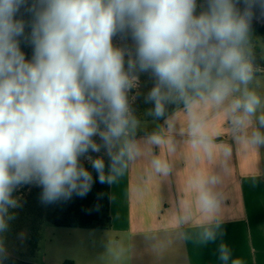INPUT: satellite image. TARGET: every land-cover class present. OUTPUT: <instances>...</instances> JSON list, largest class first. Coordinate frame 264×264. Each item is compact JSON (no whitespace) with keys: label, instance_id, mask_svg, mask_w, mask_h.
Masks as SVG:
<instances>
[{"label":"clouds","instance_id":"1","mask_svg":"<svg viewBox=\"0 0 264 264\" xmlns=\"http://www.w3.org/2000/svg\"><path fill=\"white\" fill-rule=\"evenodd\" d=\"M196 9L197 0H0V231L9 208L17 207L13 193L20 186L41 187L45 203L83 197L94 181L82 158L104 184L115 177L106 176L104 160L90 152L106 150L110 173L120 171L125 156L139 154L127 139L137 125L128 103L137 69L155 78L148 99L157 117L166 102L184 101L193 148L211 150L193 111L197 99L221 106L231 98L225 112L233 125L251 123L260 98L247 88L253 67L246 46L252 22L264 19V0H206L203 11ZM117 34L134 43L127 69L126 50L113 44ZM259 120L264 126V115ZM250 139L264 143L259 131ZM149 141L163 143L159 135ZM152 164L157 172L168 170L160 159ZM211 182L199 184V204L209 216ZM215 239L205 228L201 242ZM219 250L227 261V246ZM3 253L0 245V259Z\"/></svg>","mask_w":264,"mask_h":264},{"label":"crops","instance_id":"2","mask_svg":"<svg viewBox=\"0 0 264 264\" xmlns=\"http://www.w3.org/2000/svg\"><path fill=\"white\" fill-rule=\"evenodd\" d=\"M193 111L211 139L210 153L192 147L187 107L165 116L152 133L129 134L139 154L125 156L120 171L110 173V227L79 236L72 264H264L262 145L250 139L259 127L252 120L234 126L225 109L198 99ZM152 135L163 143H150ZM154 159L168 170L157 172ZM210 178L215 207L209 216L199 204V184ZM205 228L215 232L214 241L201 242ZM222 243L227 261L220 259Z\"/></svg>","mask_w":264,"mask_h":264},{"label":"trees","instance_id":"3","mask_svg":"<svg viewBox=\"0 0 264 264\" xmlns=\"http://www.w3.org/2000/svg\"><path fill=\"white\" fill-rule=\"evenodd\" d=\"M205 7L206 0H197V14L203 11ZM22 15L25 20L30 19L27 12L23 9ZM113 44L126 50L125 68L127 69V61L135 59L134 43L131 37H123V43L120 45ZM261 45H264V23L254 20L246 46L247 54L254 66L264 69V53ZM23 50L30 56V48L24 47ZM133 75L138 80V89L136 91L130 90L134 94V98L130 102L129 107L137 122L158 121L168 114L186 107L184 101L174 99L165 103L164 115L157 117L154 114V102L148 99V94L155 86V78L150 72H140L138 69L133 72ZM102 159L105 162V175L107 176L110 174V160L109 157ZM84 166L91 172L94 182L91 190L83 197L73 194L68 200L61 199L53 203H45L41 200V187L34 188L27 194L15 191L13 197L17 200V207L9 208L8 215L5 217L7 227L4 231H0V245L5 234H9L14 230H18L22 225H26L27 237L25 242L27 255L33 257L43 221L62 228L108 229L110 227L109 183H99L97 173L92 169L90 163ZM9 216L12 218L9 219ZM3 261L7 263L8 259ZM64 264H72V262L66 261Z\"/></svg>","mask_w":264,"mask_h":264},{"label":"rangeland","instance_id":"4","mask_svg":"<svg viewBox=\"0 0 264 264\" xmlns=\"http://www.w3.org/2000/svg\"><path fill=\"white\" fill-rule=\"evenodd\" d=\"M259 23H264V19H257ZM113 43L120 45L123 43V36L117 34L113 38ZM264 53V45H261ZM251 62V61H250ZM252 64V62H251ZM253 67V77L248 83L247 88L249 91L255 92L260 98V104L257 107L255 114L252 116L251 120L256 123L259 127L260 133L264 135V126L260 124L259 117L264 115V69L257 66ZM241 90H243L244 85H239ZM138 89V80L136 79L134 86L131 88L132 91ZM240 92L233 94V97L239 96ZM128 103L133 100L134 94L130 91L128 92ZM231 99V98H230ZM226 100L223 105L216 106L211 102H207V107H218L225 109L230 102ZM160 127V120L158 121H141L137 122L135 129L130 133V135L136 134L137 132L152 133L158 130ZM97 143H100L98 137H94ZM127 139H129L127 137ZM263 163H264V143H261ZM93 158H107L106 150L102 147L99 153H89ZM81 162L89 164V161L82 158ZM34 184L22 185L16 191L22 194H27L30 190L37 188ZM20 196V195H19ZM89 229H74V228H62L55 227L46 221H43L40 232L39 239L37 242V247L35 249L33 257L27 255L26 250V225H22L18 230H14L9 234H5L2 241V246L4 249L3 259H0V264H4V259H8L6 264H64L66 261H71V258L78 257L80 253V247L82 245L81 241L78 239L82 234H93ZM98 232V231H97ZM1 236V235H0ZM79 241V242H78ZM79 243V245H78ZM80 246V247H79Z\"/></svg>","mask_w":264,"mask_h":264}]
</instances>
